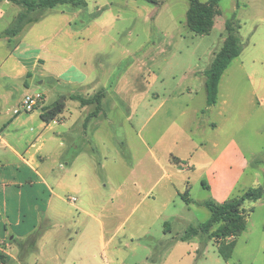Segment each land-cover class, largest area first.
Here are the masks:
<instances>
[{
  "label": "crops",
  "instance_id": "0c3cea01",
  "mask_svg": "<svg viewBox=\"0 0 264 264\" xmlns=\"http://www.w3.org/2000/svg\"><path fill=\"white\" fill-rule=\"evenodd\" d=\"M85 4L87 8V0ZM128 5L129 2L126 3ZM8 9H13L8 27L0 30V264H125V259H120V252L125 249L131 253L143 251L144 264H192L196 254L199 256L201 248L211 241L214 242L218 256L222 258L218 253V245L222 240L210 239L206 234H199L186 241L179 240L186 230L182 233L175 230L177 224L182 223L175 208L170 210L174 218L173 226L167 220L162 221L165 227L162 237H156L153 228L164 218L170 201L173 203L176 198H181L185 202L182 195L186 191L189 203L185 204L188 206H203L204 202L214 199L223 203L229 199L227 196L232 189L230 185L217 189L221 198L212 197L195 202L190 198V193L194 184L200 183L202 186L205 184L204 189L212 195L214 187L209 185L207 174H211L215 183L219 169L229 170L233 151H242L240 142L233 136L243 130L244 124H232L231 121L237 109L234 101L237 103L238 100L236 92L240 86L241 73L227 72L239 57L222 74L215 105L207 106L205 87V108L193 111V124L181 126L172 147L164 151V157L170 155V161L176 165L177 170L171 168L170 173L166 172L161 158L150 152L153 169H147L144 165L143 170L136 172V177L147 183L143 182L142 187L134 185L132 188H122L117 191L116 200L113 194L105 200L97 175L98 170H104V166L88 157L87 144L101 143L102 138L100 129L103 124H90L91 121L86 120L95 110V104L82 106L79 101L68 99L69 103H78L74 106L78 108L79 120L84 118V123L64 124V112L68 105L66 101L64 111L46 124L40 114L43 108L50 105L46 104V95L35 90L34 94L42 96L38 106L29 113H15L35 84L38 87L47 86L50 90L56 85L61 88L75 86L83 92L79 96L90 99L101 91L98 90L100 83L97 77L78 67L74 68V65L70 66L74 76L67 79H62L59 74H49L45 70L51 57L47 47L52 44L54 35L33 29V23L42 18L41 14L31 13L15 35H7V30L14 26L17 17L25 11L9 0H0V23ZM223 81L224 109L219 108L217 114L221 119L215 121L216 116L210 117V113L219 103ZM102 92L101 111L98 115L103 114L104 102L109 96L106 91ZM61 93L68 97L78 96L72 92ZM144 106L146 109L145 102ZM91 107L93 109L89 110ZM137 114V109L132 111V117ZM58 119L62 121L58 122ZM143 127L145 124L131 126L132 133L141 141ZM252 130L257 134L264 133V127L260 125ZM145 134L151 135L152 130H147ZM175 151L177 155L173 156ZM186 151L191 152L188 158L178 155ZM241 158L247 159L245 156ZM182 159H190L189 169L181 167ZM129 173L130 179L134 171ZM162 181H166L160 186L164 201L159 202L153 197V191ZM247 190H239V194ZM40 192L47 193L46 200L41 202L38 197ZM76 195L78 197H74ZM73 197L75 201H72ZM262 199L263 196L255 203L244 204L245 209H252L247 222L255 208L261 205ZM141 204L144 208L133 218L132 215ZM126 227L128 233L122 241L120 233ZM32 237L35 238L34 242H30ZM234 240V237H228L225 241L228 244Z\"/></svg>",
  "mask_w": 264,
  "mask_h": 264
},
{
  "label": "rangeland",
  "instance_id": "374dc122",
  "mask_svg": "<svg viewBox=\"0 0 264 264\" xmlns=\"http://www.w3.org/2000/svg\"><path fill=\"white\" fill-rule=\"evenodd\" d=\"M199 1L205 3L208 0ZM188 9L187 0H159L158 5L144 0H87V8L63 4L40 12L38 14L42 18L32 24L33 29L54 35L52 44L47 47L51 57L45 70L49 74H59L62 79H67L74 76V71L70 69L74 65V68L78 67L97 77L100 83L98 90L109 94L104 102L105 112L93 119H88L89 114L86 119L91 121L90 124H103L100 129L101 143L86 144L88 157L104 166V170H98L97 175L105 200L112 194L116 200L117 191L122 188L143 186L144 181L136 176L144 165L147 169H153L150 152L161 158L166 172L170 173L171 168L177 170L170 161V155L164 157V151L172 147L181 126L193 124V111L205 108L204 72L220 51L229 22L242 47L239 59L227 71L241 73L236 92L238 100L237 103L234 101L237 109L231 121L232 124H244L243 130L233 136L240 142L242 151H233L229 170L219 169L215 183L211 174H207L209 185L214 187L212 195L199 183L194 184L190 198L195 202L221 198L217 189L225 185L232 186L227 198L241 196L239 190L258 186L264 192V133L257 134L252 130L255 126L264 127V0H221L218 5L220 15L215 18L214 27L206 36L195 35L188 29ZM11 12L13 9H8L0 23V30L8 27ZM97 15H100L99 18ZM223 86L224 81L219 103L210 113V117L216 116L215 121L221 119L217 114L219 108L224 109ZM35 90L46 95L47 105L53 104L62 95L61 92L83 93L71 85L62 88L56 85L50 90L47 86L38 87L35 84L29 95L34 94ZM74 104L78 103L68 102L64 124L84 123V118L79 120L78 108ZM135 109L138 114L132 117ZM136 124H145L141 131L143 141L132 133L131 126ZM150 129L152 134L146 135L145 132ZM81 146L84 147L83 142ZM183 153L178 155L188 158L191 152ZM176 155L175 151L173 156ZM241 156L247 159L243 160ZM188 160L182 159L181 167L185 165L189 169L191 164ZM129 171H134L130 179ZM165 182L162 181L153 191V197L159 202L164 201L160 186ZM38 197L40 202L46 200L47 193L40 192ZM169 203L164 218L153 228L156 237L163 235V220L172 225L174 218L170 210L174 208L182 220L175 230L181 233L188 225L196 227L210 216L204 206H188L181 198ZM143 208L141 204L132 217L136 218ZM125 229L120 233L122 241L128 233L127 227ZM236 241L228 261L218 256L211 241L201 248L199 256L196 254L192 264H264V195L261 205L251 214L245 232ZM125 250L120 252V259H125V264H144L143 251L131 253Z\"/></svg>",
  "mask_w": 264,
  "mask_h": 264
},
{
  "label": "trees",
  "instance_id": "16d2710c",
  "mask_svg": "<svg viewBox=\"0 0 264 264\" xmlns=\"http://www.w3.org/2000/svg\"><path fill=\"white\" fill-rule=\"evenodd\" d=\"M11 3L21 6L25 9L21 13L12 28L7 30V35H15L19 28L28 19V15L33 12L42 13L45 10H52L58 5L70 4L72 6L85 7L84 0H9ZM146 2L158 5L159 0H145ZM189 9L186 13V24L188 29L195 35H209L214 27L215 18L220 15L218 5L221 0H208L205 3L199 0H187ZM226 38L220 51L215 55L209 68L204 72L205 87L207 92V106H213L217 100V91L220 78L230 63L239 57L242 52V47L236 36V32L232 23L226 24ZM103 92H99L90 99H84L81 96H59V98L50 106L43 108L40 114L41 120L49 124L60 115L64 109L68 99L79 101L82 106L95 104V110L88 116V119L96 117L101 111V99ZM205 188V184H203ZM186 191L182 198L186 203H189ZM263 196L261 187L250 188L241 196H233L224 201L217 203L214 200H208L203 203V206L210 212V219L198 227H189L179 240L186 241L199 234H206L210 239L215 238L217 241L222 240L218 245V253L228 261L233 254L236 239L245 231L247 219L252 212V209H245L243 206L246 202L255 203ZM215 229V230H214ZM228 237H234L235 240L226 244ZM35 238H30V242H34ZM1 259V258H0Z\"/></svg>",
  "mask_w": 264,
  "mask_h": 264
},
{
  "label": "built area",
  "instance_id": "2783aa9c",
  "mask_svg": "<svg viewBox=\"0 0 264 264\" xmlns=\"http://www.w3.org/2000/svg\"><path fill=\"white\" fill-rule=\"evenodd\" d=\"M42 100L41 94H31V95H26L23 98V101L21 103V107L19 110H16L15 113H18L19 111H22L24 113H29L34 110L39 104V102ZM187 166H184V168ZM72 201H75V199H72Z\"/></svg>",
  "mask_w": 264,
  "mask_h": 264
}]
</instances>
